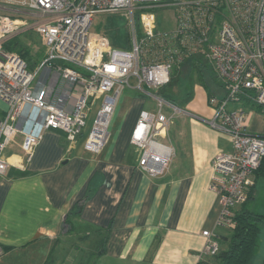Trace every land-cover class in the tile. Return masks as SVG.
I'll return each mask as SVG.
<instances>
[{
    "label": "built area",
    "instance_id": "obj_1",
    "mask_svg": "<svg viewBox=\"0 0 264 264\" xmlns=\"http://www.w3.org/2000/svg\"><path fill=\"white\" fill-rule=\"evenodd\" d=\"M38 14L34 29L45 45V59L35 71L5 48L30 23L0 14V100L8 107L0 119V176L7 173L6 150L23 137L30 159L46 130H60L75 144L82 138L93 155L103 152L118 100L125 89L156 101L144 110L131 143L141 151L139 168L163 176L173 148L164 143L171 126L191 114L157 96L175 69L202 61L215 73L224 95L209 97L208 125L226 135L232 150L213 162L212 191L219 197L218 228H234L238 207L249 200L264 159V138L247 129L246 109H264V0H19ZM119 14L128 22L130 48L109 47L92 34L96 16ZM162 20V25L159 24ZM48 70L44 79L39 74ZM96 118L88 130V119ZM90 120V119H89ZM204 254L215 257L220 235L204 231ZM5 251L0 247V260Z\"/></svg>",
    "mask_w": 264,
    "mask_h": 264
},
{
    "label": "crops",
    "instance_id": "obj_2",
    "mask_svg": "<svg viewBox=\"0 0 264 264\" xmlns=\"http://www.w3.org/2000/svg\"><path fill=\"white\" fill-rule=\"evenodd\" d=\"M0 14L26 18L30 27L16 36L35 33L41 40L34 29L38 14L19 0H0ZM35 41L26 40L38 58L44 44L37 48ZM42 53L34 71L45 59ZM210 89L224 95L217 80ZM199 91L201 97L186 110L191 117H178L162 139L173 148L163 176L150 177L139 168L141 151L131 138L140 115L129 121L134 101L125 95L118 100L109 141L99 155L87 152L82 138L73 144L64 132L46 130L28 159L19 136L5 152L10 166L0 176V247L6 249L0 264H214L215 258L204 254L203 232L222 235L227 230L217 226L221 203L211 189L213 162L232 146L208 125L213 109L208 91ZM7 110L0 100V119ZM252 110L246 109V125L257 135ZM257 181L256 176L252 197Z\"/></svg>",
    "mask_w": 264,
    "mask_h": 264
},
{
    "label": "trees",
    "instance_id": "obj_3",
    "mask_svg": "<svg viewBox=\"0 0 264 264\" xmlns=\"http://www.w3.org/2000/svg\"><path fill=\"white\" fill-rule=\"evenodd\" d=\"M5 48L9 51L16 52L23 59H25L29 65L30 70H34L36 68L38 64V58L34 56L31 49L32 47H29L27 45L26 40H23L21 36H15L12 39L8 40L6 42ZM39 55L40 53L36 54V56ZM185 72L189 74L188 76L189 78H192V73L198 75L200 78L204 77L205 72H209L210 75L211 74L215 75L212 69L202 61L189 60L186 63L182 64L179 69H175V71L171 76V80L167 85L160 87L158 90H154V93L157 96L162 97L168 100L169 102L176 104V99L174 94L177 93L178 82H179L178 75H181V73L182 75H184L183 73ZM204 87L207 89L209 97L217 96L212 92L210 87L206 85V83L204 84ZM140 95L143 97L145 96L144 94L141 93ZM191 96L192 94H189L188 100L191 98ZM250 108L258 111L262 116H264L263 108L259 106L257 107L253 106ZM263 171H264V159L262 161L260 168L256 172L257 178L260 175V173H262ZM251 198L252 196L251 194H249L248 202L240 206L244 208L242 210L235 211V215L233 219L235 223V227L225 228L228 229L226 234L220 235V251L217 256L213 257L215 258L214 264H253L259 247L260 238L264 233V215L253 213L247 208H245L247 207ZM82 207H83V202H81L77 206V209L80 210ZM68 222L69 221L67 219L66 223ZM73 230L74 227L70 226V231ZM49 262H47V264Z\"/></svg>",
    "mask_w": 264,
    "mask_h": 264
},
{
    "label": "rangeland",
    "instance_id": "obj_4",
    "mask_svg": "<svg viewBox=\"0 0 264 264\" xmlns=\"http://www.w3.org/2000/svg\"><path fill=\"white\" fill-rule=\"evenodd\" d=\"M159 24L162 25V20H160ZM92 34L97 35L99 38L101 37L104 38V41L108 44L109 47H113L116 49L130 48L128 22L125 20L124 17H122L119 14H102L96 16L92 26ZM33 35H35V33H33ZM33 35H29L28 37L22 36V39L29 40V38H34L36 39L35 41L36 47L40 48L41 44L43 43L42 38L40 40L38 36H33ZM44 51H45V45L42 46V51L38 56V60L42 58L43 56L42 52ZM183 74L184 75H182V73L181 75H178V79H179L178 88H177V93L174 95L177 106H179L184 110H188V106L190 105V103L201 97L199 88L200 87L205 88L204 87L205 83L209 87L212 86V84H214V82L216 81V77L213 74H211L212 75L211 76L209 72H205L203 78H200L198 75H195L194 73H192V78H189L188 77L189 74L186 72ZM38 78L39 76L37 77V79ZM131 92L133 93V95L131 94ZM137 93H135L134 90L128 88L125 89V91L123 92V95H125V97H128L129 99H132V101H134V105L132 106V109H130L129 121H132L133 119L137 118L138 114L140 115L141 113L140 110H143L144 108L156 112V101L150 96L143 97L140 95V93L138 94ZM189 94H192V96L188 100ZM249 115L255 119L254 124L258 126L256 131L257 133L254 134L264 137V116H262L256 110L250 111ZM94 118H96V110L92 112L89 116L90 120L88 119L87 121L88 130H90ZM174 129L175 128H173V131ZM158 139L162 140L160 137ZM257 179L258 181H257L255 195L250 199V202L247 205V209L253 213L264 215V171L260 173ZM72 236L74 235L71 234L69 238H71ZM77 254L78 253H76V255ZM83 262L89 264L88 261H79L80 264H83ZM253 264H264V233L260 238L259 247Z\"/></svg>",
    "mask_w": 264,
    "mask_h": 264
}]
</instances>
